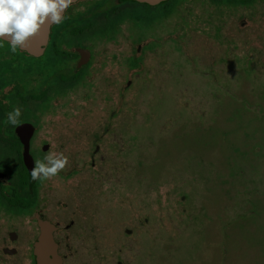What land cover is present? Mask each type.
<instances>
[{
	"label": "flooded vegetation",
	"instance_id": "obj_1",
	"mask_svg": "<svg viewBox=\"0 0 264 264\" xmlns=\"http://www.w3.org/2000/svg\"><path fill=\"white\" fill-rule=\"evenodd\" d=\"M263 71L264 0H82L42 52L0 40V264H149L155 229L175 228L149 214L137 131L170 129L147 115L174 101L180 117L196 111L173 87H204L206 101L208 86H251ZM16 107L19 124L5 123ZM50 151L68 165L33 181L34 161Z\"/></svg>",
	"mask_w": 264,
	"mask_h": 264
},
{
	"label": "rangeland",
	"instance_id": "obj_2",
	"mask_svg": "<svg viewBox=\"0 0 264 264\" xmlns=\"http://www.w3.org/2000/svg\"><path fill=\"white\" fill-rule=\"evenodd\" d=\"M185 71L175 69L171 83L184 80ZM201 89L171 88L193 97L196 111L180 117L168 97L177 116L165 111L147 120L162 119L170 129L137 131L133 158L150 163L143 178L149 214L154 225L164 219L175 228L155 229L149 264H264V76L251 86H208L206 101ZM182 118L196 129L172 128Z\"/></svg>",
	"mask_w": 264,
	"mask_h": 264
},
{
	"label": "clouds",
	"instance_id": "obj_3",
	"mask_svg": "<svg viewBox=\"0 0 264 264\" xmlns=\"http://www.w3.org/2000/svg\"><path fill=\"white\" fill-rule=\"evenodd\" d=\"M74 0H0V40H7L11 50L23 48L45 25H59L65 11ZM19 107L7 114L5 123L19 124ZM68 165V157L62 152L50 151L44 160H35L30 171L33 181L56 177Z\"/></svg>",
	"mask_w": 264,
	"mask_h": 264
},
{
	"label": "water",
	"instance_id": "obj_4",
	"mask_svg": "<svg viewBox=\"0 0 264 264\" xmlns=\"http://www.w3.org/2000/svg\"><path fill=\"white\" fill-rule=\"evenodd\" d=\"M82 0H74V3L80 2ZM142 3H149L151 5H156L159 4L165 0H136ZM73 3V4H74ZM54 25V24H53ZM53 25H48L45 24L39 31V33L35 36H33L32 38H30L26 45L23 48H20L21 50L24 51H34V52H42L44 46L46 45L47 41H48V37L51 31V28ZM6 42H8L7 40H5Z\"/></svg>",
	"mask_w": 264,
	"mask_h": 264
}]
</instances>
